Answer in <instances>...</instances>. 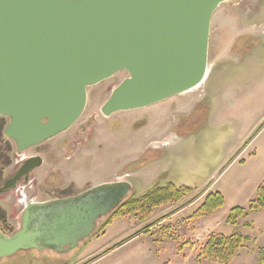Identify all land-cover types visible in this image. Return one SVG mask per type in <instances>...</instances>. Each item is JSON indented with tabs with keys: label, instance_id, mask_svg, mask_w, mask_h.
<instances>
[{
	"label": "rangeland",
	"instance_id": "rangeland-1",
	"mask_svg": "<svg viewBox=\"0 0 264 264\" xmlns=\"http://www.w3.org/2000/svg\"><path fill=\"white\" fill-rule=\"evenodd\" d=\"M241 2L251 3L246 6L248 11L262 10L247 18V23L257 27V33L241 37L227 54L237 22L229 11L218 9L228 5L220 4L210 21L205 80L192 91L183 93V97L174 95L142 108L104 116L100 112L101 105L127 74L121 71L87 87L85 108L77 122L37 149L23 153L27 156L39 150L44 159L42 166L33 172L36 177L32 187L34 198L50 200L61 193L72 195L121 179L131 181L128 195L139 196L152 185L172 182L193 188L190 196L179 201L181 204L192 202L183 215L190 214L207 193L218 191L224 198L223 205L213 212L220 221L219 233L230 235L238 231L249 239L229 263L258 264L256 250L264 247V210L248 213L238 220L237 226L225 221L231 208L246 207L255 198L251 184L264 163V0H231L227 4L242 6ZM218 73L225 74L226 80L211 93L208 88ZM191 94L200 97L199 103L193 113L180 114V105ZM81 125L85 126L84 132L73 136L74 129ZM252 153L256 156L248 158ZM13 154L14 148L9 154L12 161ZM49 170L59 171L62 178L59 185L43 182ZM122 170L129 171L128 176H116ZM8 172V167L4 168L2 175ZM14 195L6 192L0 196V207L7 214L6 224L12 229L10 233L18 229L21 214ZM167 205L173 207L164 211L155 208L141 228L176 210V203ZM105 217L97 222L90 236L69 251L20 250L0 258V264H83L116 245L86 264H219L208 260L196 262L195 255L205 240L192 243L185 238L188 234L181 227L191 221L182 218L168 224L172 228L164 231L158 230L161 221L153 225L147 235L148 242L153 243L151 246L148 243L152 257L137 251L140 240L119 244L139 229L133 215L116 218L100 231ZM245 222L251 227H244ZM168 234L176 236L177 244L185 241L190 244L183 245L182 251L177 252L176 243Z\"/></svg>",
	"mask_w": 264,
	"mask_h": 264
},
{
	"label": "water",
	"instance_id": "water-1",
	"mask_svg": "<svg viewBox=\"0 0 264 264\" xmlns=\"http://www.w3.org/2000/svg\"><path fill=\"white\" fill-rule=\"evenodd\" d=\"M231 0H0V116L17 152L67 130L86 88L123 78L104 116L142 108L198 87L207 73L211 16ZM40 157L26 161L27 168ZM7 187V185H4ZM129 181L29 201L18 229L0 230V258L20 250L69 251L129 194Z\"/></svg>",
	"mask_w": 264,
	"mask_h": 264
},
{
	"label": "trees",
	"instance_id": "trees-1",
	"mask_svg": "<svg viewBox=\"0 0 264 264\" xmlns=\"http://www.w3.org/2000/svg\"><path fill=\"white\" fill-rule=\"evenodd\" d=\"M6 119L0 116V175L3 166H7L10 163V145L3 137V128ZM193 193V188L186 185H175L172 182H167L163 185H152L143 194L139 196L128 195L115 209H113L106 217L105 221L101 225L100 231L104 229L105 226L110 224L114 219L120 217H126L133 215L138 221L144 222L149 219L153 210L155 208L161 207L167 204L177 203ZM71 195V194H66ZM224 203V198L222 194L218 191L207 193L200 204L186 217L184 220L192 221L197 218L210 216L214 211L219 209ZM258 210H264V180L257 186L255 198L249 201L246 207L235 206L229 210V213L225 219L226 223L237 226L238 220L242 217H246L248 213H254ZM166 216V215H165ZM165 216L151 221L145 224L139 231L134 234L122 239L119 244L125 242L126 240L133 237L138 232H148L149 229L162 221ZM244 227L250 228L251 224L245 222ZM172 227L170 225L160 224L158 230H170ZM0 230L8 234L12 231L10 227L7 226L5 221V214L0 209ZM170 240L176 243L175 250L177 252L182 251L183 245L190 244V242L185 241L181 244H177L176 236L171 234L167 235ZM166 237V235H165ZM248 237L242 235L238 231L232 232L230 235H223L220 233H210L207 235L205 242L202 244L200 249L195 255L196 262L200 260H208L212 262H217L219 264H230V259L235 255V253L244 247V244L248 241ZM118 244V245H119ZM117 246V245H116ZM114 246V247H116ZM108 248L101 252L98 257L112 249ZM257 262L258 264H264V247H258L257 250ZM95 257L89 259L83 264L89 263Z\"/></svg>",
	"mask_w": 264,
	"mask_h": 264
},
{
	"label": "crops",
	"instance_id": "crops-1",
	"mask_svg": "<svg viewBox=\"0 0 264 264\" xmlns=\"http://www.w3.org/2000/svg\"><path fill=\"white\" fill-rule=\"evenodd\" d=\"M227 3L228 2H225V5H228V6H226L227 8H222V7L221 8H218L219 6L217 8L221 12L229 11L230 16H232V18L237 22L236 23L237 24L236 25V28L234 29V32H233L232 41H231L230 44L227 45V50H228L227 51V54H228L229 52H231L235 48V45H236L237 41L241 37L246 36V35H248V36H254L257 33V27L254 26L253 23L252 24L247 23L248 22L247 21V18L251 14L252 15L259 14L262 10L261 9H253L251 11H248V9L246 8V6H248L251 3L241 2L242 3V6H230ZM215 10H214V12H215ZM240 21L243 22V24H240ZM207 64H208V50H207ZM205 77H206V75H205ZM204 80H205V78H204ZM204 80L202 82H204ZM225 80H226L225 74L218 73L215 76V78H214V80L212 82L211 87L208 88L209 91L211 93H214L219 86H222L224 84ZM192 90L193 89H191L189 91H186V92H183V93H187V92H190ZM183 93L177 94L176 96L183 97L182 96ZM185 98H187V101L183 105H180V107L178 109L179 113L180 114H183V115H187L189 113H193V111L195 110L197 104L200 101L199 100L200 97L198 95H194V94H191L190 96L185 97ZM220 123H222V122H220ZM255 156H256V154L255 153L254 154L252 153V154H250V156H248V158L255 157ZM256 175H257V177L253 180V182L251 184V186H252V194H254L256 192L257 186L264 180V163L261 166V168L259 169V171L256 173ZM110 181H112V180H110ZM200 201H202V200H200ZM180 202L176 203V205L178 207L176 206V210H174L173 212L167 213L166 216L163 213L161 214V215H164L165 216V218L160 222L161 225L163 223L170 224L172 222L179 221L182 218L184 219V218H186L189 215V214H183V215H181V214L185 210V208H188L189 206H191L192 202L186 203V204H181ZM167 207H173V206L166 205V206H163V207H160V208H157V209H161L162 211H164V210L168 209ZM155 210L156 209L153 210L152 215H153V213H154ZM179 215H180V217H179ZM138 222H139V225L138 226H139V229H140L141 226L144 224V222H140V221H138ZM219 224H220V221L217 220V218L215 216V213H213L211 216L202 217V218L193 220L190 223H187V226L186 227L184 225L181 228L184 229V233L186 232V234H188L187 236H185V238L189 239L190 242H192V243H194V242H198L199 243L200 241L203 242L205 240V237L210 232L219 233V231H218ZM139 229L137 231H139ZM137 231H135V232H137ZM148 234H150V233H148V232L147 233L146 232H138L133 237H131L130 239L126 240L123 243L125 244V243H128V242H133V241H136V240L137 241L140 240L139 243H138L139 244L138 247L139 246L140 247L137 249V251L138 252H142V253L145 252V253H147V254H149L150 256L153 257L154 255H152V253H151V247H150L151 245H153V243L150 244L148 242V236H147ZM220 234H222V233H220ZM148 243H149L150 246L148 245ZM184 251H185V249L183 250V252Z\"/></svg>",
	"mask_w": 264,
	"mask_h": 264
},
{
	"label": "flooded vegetation",
	"instance_id": "flooded-vegetation-1",
	"mask_svg": "<svg viewBox=\"0 0 264 264\" xmlns=\"http://www.w3.org/2000/svg\"><path fill=\"white\" fill-rule=\"evenodd\" d=\"M118 112H120V111H118ZM77 120L75 122H77ZM6 123L7 122H5V124ZM5 124H4V126H5ZM70 127H72V125ZM67 130H65V131H67ZM84 130H85V126H82V125L77 126L73 131V136L77 137V135H80L81 133H83ZM3 137H5L4 134H3ZM5 140H7V142L10 145V148H11L9 151V154L14 148V154H13L14 160L12 161V156L9 155L10 156V163L7 166H3L2 170H1L0 196L4 195L6 192H9V193L13 192L15 194L14 198H16L18 200V205H19L18 210L21 212L24 209L25 204H27L29 201L40 202L39 200L35 199L34 196L32 195L34 192L32 190L33 189L32 187L36 183V177L33 176V172L35 169L40 168L42 166L43 161H44L43 157L39 155V150H35V152H37V153L27 155V156L23 155V153L26 150L37 149V147L44 142L37 144L35 146L29 147V148L25 149L24 151L18 153L14 142H12L10 139H8L6 137H5ZM69 141L70 140H68V142ZM11 142L13 143L14 147L12 146ZM33 157H40V164L36 167L29 169L25 166V163H26V161H28L30 158H33ZM7 167H8L9 172L3 176L2 171L4 168H7ZM47 173H48V175H47L45 181H43L45 184H49L50 186H54V185L57 186L60 184V181L62 180V178L60 177L59 171L49 170V172H47ZM128 173H129V171L122 170V171H119L118 173H116V176H121V177L128 176L127 175ZM4 185H7V187H4ZM65 195L66 194L62 195V193H61L60 196H55V197H53V199L65 197ZM45 200H47V199H44V201ZM0 209L4 212L5 221H6L7 220V214L1 207H0ZM20 218H21V214H20Z\"/></svg>",
	"mask_w": 264,
	"mask_h": 264
}]
</instances>
